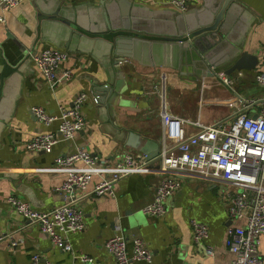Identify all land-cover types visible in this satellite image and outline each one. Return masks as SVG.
Masks as SVG:
<instances>
[{"label":"crops","instance_id":"obj_1","mask_svg":"<svg viewBox=\"0 0 264 264\" xmlns=\"http://www.w3.org/2000/svg\"><path fill=\"white\" fill-rule=\"evenodd\" d=\"M186 1V10L171 0H23L9 10L0 5V232L6 234L0 241V264H31L37 253L40 264H117L106 247L117 233L124 235L130 251L133 238L140 237L153 257L152 262L132 264L231 262L227 239L236 222L227 212L224 185L187 175L168 198L165 215L143 211L165 174L158 162L121 178L115 196L78 193L83 228L64 234L61 243L8 202L16 195L35 209L49 210L68 200L61 189L68 171L55 158L78 148L100 159L89 190L125 153H144L140 146L147 141L150 151L160 153L163 111L188 119V131H195L197 122H232L244 102L255 100L248 111H259L263 87L256 74L264 71V0H232L225 10L223 37L259 59L252 69L226 74L230 84L218 76L229 68L228 49L211 53L219 66L195 64L188 59L190 47L183 43L189 33L176 37L180 12L209 4L217 8L222 0ZM143 27L149 28L138 29ZM46 47L68 53L63 66L73 69L71 80L52 86L44 77L31 55ZM210 68H217L214 75ZM80 92L88 94L83 129L74 138H61L50 150L30 149L29 141L39 133L59 135L60 122L41 121L33 107L59 115ZM135 137L142 141L137 147L128 144ZM193 219L209 226V236L201 244L194 241ZM205 245L213 247V255L204 251ZM260 252L264 256V234Z\"/></svg>","mask_w":264,"mask_h":264},{"label":"built area","instance_id":"obj_2","mask_svg":"<svg viewBox=\"0 0 264 264\" xmlns=\"http://www.w3.org/2000/svg\"><path fill=\"white\" fill-rule=\"evenodd\" d=\"M22 1L0 0V5L3 10H9ZM171 3L180 10L188 8L186 0H171ZM0 20H3L1 15ZM31 56L52 86L60 81H69L74 76L73 69L63 66V62L69 58L64 50L46 47L33 52ZM218 76L226 84L231 83L226 74L219 73ZM256 80L263 87L262 96L258 99L260 109L256 114L248 111L249 105L255 101L252 100L238 108L232 122H197V129L188 131V119L163 111L164 143L157 157L150 159L145 153L127 152L116 161L113 171L89 190L93 172L99 169L100 159L89 150L78 148L55 158V163L68 171L61 187L68 200L49 210L35 209L16 195L9 196L8 202L28 221L37 223L54 242L61 243L64 242V234L83 228L84 215L77 204L78 193L115 196V184L120 178L134 172H145L152 162H158L165 174L160 178L154 199L144 206L145 213L152 216L166 214L168 198L182 186L183 178L179 175L194 174L224 185L222 194L227 203V212L236 222L227 239L233 253L229 264H264V256L260 252L261 236L264 234V71L256 74ZM87 100L86 92L78 93L73 104L62 109L59 115L33 107L41 121L49 123L60 120L59 135L53 132L39 133L29 141L28 147L32 150H50L61 138H74L84 127V105ZM167 139L172 141L171 145H167ZM78 162H84L85 167L77 166ZM238 220H243V223H237ZM191 223L194 241L201 244L209 236V226L195 219ZM4 238L6 234L0 232V241ZM132 242L133 250L130 251L124 235L117 233L107 240L106 247L117 264H132L137 260L152 262L153 257L143 239L134 237ZM65 247L70 248L67 243ZM204 251L209 255L214 254L211 245H205ZM83 257L90 260L88 256ZM40 260L41 255L34 254L31 264H40ZM46 264L55 263L48 261Z\"/></svg>","mask_w":264,"mask_h":264},{"label":"water","instance_id":"obj_3","mask_svg":"<svg viewBox=\"0 0 264 264\" xmlns=\"http://www.w3.org/2000/svg\"><path fill=\"white\" fill-rule=\"evenodd\" d=\"M232 0H222L217 8L210 4L202 9L189 10L188 12H180L178 15V32L176 37H181L189 33L188 40H184V45L190 47L188 59L195 64H213L219 66L211 53L219 49H228L226 61L229 68L226 69L225 74L229 75L234 70L252 69L258 65L259 59L251 52L231 46L229 42L223 37V25L221 23L224 13L229 3ZM192 11H195L192 12ZM149 27L138 28L139 30H147ZM183 41V40H181ZM212 48L211 52H207V48ZM232 47V48H230ZM217 68H210L209 74L214 75ZM201 71V70H200ZM107 90V89H106ZM142 141L135 137L130 139L128 144L132 146L138 145ZM136 143V144H134ZM142 147V148H141ZM141 151L146 153L148 158L153 159L157 157V151H150L148 149V141L140 146ZM181 178H187L185 175H179Z\"/></svg>","mask_w":264,"mask_h":264},{"label":"rangeland","instance_id":"obj_4","mask_svg":"<svg viewBox=\"0 0 264 264\" xmlns=\"http://www.w3.org/2000/svg\"><path fill=\"white\" fill-rule=\"evenodd\" d=\"M219 73L225 74L224 72H219ZM126 176H127V175H126ZM123 177H124V176H123ZM123 177H122V178H123ZM120 179H121V178H120ZM120 179H119V180H120ZM119 180H118V181H119ZM118 181H117V182H118ZM115 194H116V192H115Z\"/></svg>","mask_w":264,"mask_h":264}]
</instances>
